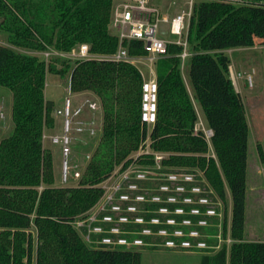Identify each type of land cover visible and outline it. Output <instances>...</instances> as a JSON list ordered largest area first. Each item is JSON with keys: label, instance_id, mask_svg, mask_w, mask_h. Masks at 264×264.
Wrapping results in <instances>:
<instances>
[{"label": "trees", "instance_id": "trees-1", "mask_svg": "<svg viewBox=\"0 0 264 264\" xmlns=\"http://www.w3.org/2000/svg\"><path fill=\"white\" fill-rule=\"evenodd\" d=\"M113 5L114 0H0V33L7 35L10 46L30 52L69 53L88 44L94 55H111L120 45L110 30ZM250 9L253 8L199 2L190 23L191 86L213 131L211 141L231 192V231L236 239L229 252L225 247L203 250L201 264H258V251L264 246L243 240L248 129L242 97L230 75L231 59L222 52L205 51L206 37L211 32L232 14ZM123 45L132 56L146 55L141 41H125ZM10 46L0 45V86L13 93L14 122L13 134L0 142V264H33L34 260L36 264H141L137 247L167 248L165 244L170 240L177 244L174 250H184L180 247L184 240L218 245L210 235H218L220 218L208 216L207 211L220 208L200 172H204L220 197H225V190L218 163L207 157L209 147L204 133L195 131L198 113L182 74L183 47L170 44L168 55L155 63L158 120L149 129L141 121L144 76L136 65L92 58L77 60L72 67L62 58L47 61ZM48 74L62 78L69 74L71 93L94 94L103 112L96 148L81 144L91 157L86 158L85 169L74 186L57 185L54 153L45 146L46 137L56 127V104L45 95ZM147 140L151 149L171 153L163 160L164 168L156 171L158 175L128 181L125 187L132 184L136 189L121 192L129 195V200L116 202L121 212H101L99 221L93 224L102 227V233H90L87 226L75 227L77 218L86 216L103 197L102 184L112 177L117 166L141 161L133 154ZM260 153L264 160L261 149ZM170 176L179 179L172 181ZM184 176L192 180L187 181ZM194 188L200 192H193ZM138 196L144 199L137 201ZM201 199H208L209 203L203 204ZM129 207L135 210L129 211ZM193 210L199 213L194 214ZM105 215L114 221H101ZM120 216L128 220L118 222ZM138 218L143 222H136ZM155 219L158 223L152 222ZM168 220L175 223L169 224ZM200 221H207L208 225L200 226ZM32 227L36 229V239L29 231ZM113 228L120 232L111 233ZM145 230L150 234H145ZM162 230L167 235L159 234ZM176 231H182L184 236L176 237ZM192 231H198L199 237H191ZM86 236L90 244L85 242ZM106 237L124 238L131 243L139 239L143 243L131 248L113 247L101 243Z\"/></svg>", "mask_w": 264, "mask_h": 264}, {"label": "rangeland", "instance_id": "rangeland-1", "mask_svg": "<svg viewBox=\"0 0 264 264\" xmlns=\"http://www.w3.org/2000/svg\"><path fill=\"white\" fill-rule=\"evenodd\" d=\"M122 1L123 0H114L113 9ZM154 2L163 15L169 17L170 20L187 9L186 0H155ZM110 30L112 33L115 32L111 25ZM160 31L163 38L173 39L169 34L168 25L163 24ZM0 45L10 46L7 42V35L5 33H0ZM12 48L20 53L34 54L41 58H45L44 53L41 52H30L17 47ZM205 51L209 54L222 52L231 59L230 75L231 78L235 80V84L239 90L238 93L242 97L244 117L248 129L246 153V225L243 240L248 242H259L264 245V160L260 153V149L264 152V8L255 7L242 13L232 14L229 20L218 30L211 32L206 37ZM91 56L100 59L106 56L110 57L111 55L98 56L91 53ZM59 58L68 61L72 67L75 65V59H69L68 57ZM137 58L139 61L136 66L143 72L145 77H148L149 68L146 60L142 56H137ZM182 68L184 81L188 89L191 88V92L192 86L189 75V59L184 62ZM46 95L49 99H53L59 104L60 108L64 107L65 98L67 97L72 98L76 106L87 100L99 102V99L92 93H71L69 88V74L64 78L58 75L48 74ZM193 100L196 110L200 114H198L196 126L202 127V125H204L208 130L209 126L207 125L205 117H203L202 107L200 103L195 100L194 96ZM12 106V91L6 87L0 86V142L4 138L11 136L14 132ZM85 118L88 120L93 119L96 122L97 128L102 129L104 121L103 112L97 115L86 112ZM59 119L63 127V117L60 116ZM151 127L152 126H150L149 129H151ZM62 131L63 128L57 131L56 134H61ZM56 134L53 133V135ZM73 137L74 140L72 155L69 158L70 170L67 182L63 179L64 157L61 147L52 143L51 136L48 135L45 139V146L51 148L54 153L56 183L59 186H74L78 184V180L73 179V173L74 171L82 173L87 163V152L81 148V144H91L93 149H95L99 143L100 135L90 137L86 134H74ZM76 144L77 146L74 147ZM208 147L209 151L207 157L214 158L218 163L211 138L208 140ZM170 155L171 153L168 151H156L151 149L149 142L142 145L139 150L133 154L135 159L141 157V161L131 162L126 167L123 165L117 166L112 178L102 184L104 194L98 204L88 212L86 216L77 218L74 226L78 227L80 223L90 226L101 212H105L109 209L112 212H121L118 211L119 209H113L114 205H118L116 202L122 201L117 185L120 184L123 191L127 188L125 185L129 179L135 177L144 179L148 176L158 175L156 171L164 168L163 160ZM217 166L225 190V197H220L216 187L208 180L204 172L201 171L200 174L203 181L207 183L210 191L215 194L217 206L220 208V210L217 211V214L220 216V223L217 225L219 229L218 235H210L216 238L218 245L209 246L207 244L205 247H199L197 244H193L189 249L174 250V244L168 242L165 244L167 248L155 249L150 247H137L135 249L141 253V264H201V259L204 254L203 250L218 251L225 247L227 252L230 251L231 246L236 242L231 231L232 197L219 163ZM171 179H174V177H171ZM193 191L198 192V190ZM141 199L142 197H139L137 200ZM185 201L190 202L189 199ZM115 208L117 207L115 206ZM170 223H173V221H170ZM29 231L36 239V229L32 227ZM174 235L176 237L181 236L180 232H176ZM84 240L87 244H90V241H88L86 237H84ZM181 246L182 245H180V247ZM130 247L133 246L130 245L129 248ZM33 264H36L35 260Z\"/></svg>", "mask_w": 264, "mask_h": 264}, {"label": "built area", "instance_id": "built-area-1", "mask_svg": "<svg viewBox=\"0 0 264 264\" xmlns=\"http://www.w3.org/2000/svg\"><path fill=\"white\" fill-rule=\"evenodd\" d=\"M154 1L155 0H123L118 6L114 7L112 12L111 27L115 31L114 34L119 38L120 45L117 52L111 54L110 57L106 56L103 58V59L111 60L116 63L125 62V63H131L133 65H137L139 59L137 58V56L130 55L129 50L127 49V47L123 45V43L125 41H131V40L141 41L143 43L146 55L142 57L146 60L148 64L149 75L148 77H145V75L143 74L144 82L142 84V96H141V121L145 123L148 126V128L156 124L158 120L159 85L157 81L155 63L159 58L168 55V48H169L168 46L170 44H175L183 47V52L180 54V57L183 62H185L192 55L191 52L189 51L188 34H189L190 23L194 14L195 6L199 2H210V3L231 5L237 8H241V7L264 8V0H259V1L258 0H186L187 3L186 11L176 15L174 18L170 20L169 17L163 15V13L155 5ZM163 24L168 25L169 34L170 36H172L173 39L170 40L162 37L160 30ZM44 56L47 61H49L54 57H68L69 59H75L76 61L95 58L91 56V48L88 44H81L78 47L74 48L69 53H64L57 50H49L44 52ZM86 112H90L93 115L102 113L99 102L87 100L76 106L72 98L67 97L65 98L64 107L57 108L55 110V115L57 117L60 116L63 117V131L61 134L52 135L51 141L53 144H57L61 147L62 154L64 157L63 179L65 182L68 181V175L70 170L69 158L72 155L74 134H86L87 136L95 137L96 135H99L101 132V129L97 128L96 122L93 119L88 120L85 118ZM195 131L203 132L207 141L209 140V138H212L213 136V131L210 128L207 130L204 127V125H202V127L196 126ZM147 142L150 143V141L147 140L145 144ZM90 157H91L90 153L86 155L87 159H90ZM80 177H81V173L79 171H74L73 179H77L79 181ZM171 177H174V179H171ZM169 179L172 181H176L179 178L176 176H170ZM184 179L187 181H191L192 177L184 176ZM117 187L119 188L118 191H120L119 192L120 198L123 201L129 200L128 194L121 193L122 186L118 184ZM127 188L129 190H135L136 186L129 184ZM162 189L167 190L168 187H163ZM177 190L183 191L184 189L178 188ZM193 190H198V192H200V189L198 188H194ZM139 197L142 196H138L136 200ZM143 199L144 198L142 197L141 200ZM141 200H137V201H141ZM170 201H175V199H170ZM200 202L203 204H208L209 200L201 199ZM115 206L117 208H115ZM113 209H119L118 211H121L120 205H114ZM130 209L135 210L134 207H129L128 209L129 211H134ZM161 211L166 212V210H161ZM177 211H178L177 213H183L182 210H177ZM192 213L198 214L199 211L193 210ZM207 215L212 217L213 215L219 216L215 208H210L207 211ZM98 216L94 219V222L90 226L80 223L77 228L79 229L81 226H87L89 228L90 233L91 232L102 233L103 232L102 227L93 225L94 223L99 221ZM127 220L128 219L126 217L120 216L118 222H126ZM101 221L113 222L114 219L110 215H105ZM135 221L138 223H142L143 219L138 218ZM170 221H173V223H170ZM152 222L158 223V220L155 219ZM168 223L174 224L175 222L174 220H168ZM183 223L189 225L190 221H184ZM199 225L207 226L208 222L200 221ZM119 232L120 230L118 228H113L111 230V233L114 234H118ZM176 232H180L181 235L180 237L184 236L182 231H176ZM144 233L150 234V231L145 230ZM159 234L167 235V232L165 230H162L159 232ZM189 235L191 237L196 238L199 237L200 234L198 231H192L190 232ZM86 238L88 241H90L89 236H86ZM168 242H170V244L171 243L174 244L173 248L177 246L175 241L170 240L167 241L166 244ZM101 243L113 247L126 246L127 248H129L130 245L139 246L142 245L143 242L142 240L136 239L134 242L131 243L124 238H119L117 240H114L111 237H106L101 241ZM180 245H182L181 247L183 248L189 249L193 246V243L191 241L184 240L181 242ZM197 245L199 247H205L207 244L205 242H198Z\"/></svg>", "mask_w": 264, "mask_h": 264}, {"label": "crops", "instance_id": "crops-1", "mask_svg": "<svg viewBox=\"0 0 264 264\" xmlns=\"http://www.w3.org/2000/svg\"><path fill=\"white\" fill-rule=\"evenodd\" d=\"M233 79V78H232ZM233 82H234V85H235V88H236V90H237V92H239V90L237 89V85L235 84V80L233 79ZM70 88V87H69ZM188 88V87H187ZM46 89H47V83H46ZM46 89H45V95H46ZM191 89V88H190ZM190 89H188V91H189V93L191 94V96H192V98H193V94H192V90H191V92H190ZM46 98L47 99H49L48 97H47V95H46ZM49 100H52V101H54L53 99H49ZM55 102V101H54ZM193 102H194V100H193ZM55 104H56V109L57 108H60L59 107V104H57L56 102H55ZM195 105V104H194ZM198 113V112H197ZM203 113V112H202ZM199 114V113H198ZM200 115V114H199ZM55 117H56V127H55V129L52 131V133H50L49 134V136H52L53 135V133L54 134H56L57 133V131H59L61 128H63L62 127V122H61V120L59 119V117H57L56 115H55ZM203 117H204V114H203ZM58 128H59V130H58ZM258 259H259V263L258 264H264V246H260V248H259V251H258ZM246 264H247V262H246Z\"/></svg>", "mask_w": 264, "mask_h": 264}]
</instances>
